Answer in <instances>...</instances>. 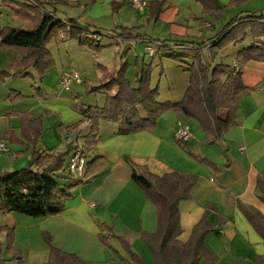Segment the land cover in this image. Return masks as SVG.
Here are the masks:
<instances>
[{
  "label": "crops",
  "instance_id": "0c3cea01",
  "mask_svg": "<svg viewBox=\"0 0 264 264\" xmlns=\"http://www.w3.org/2000/svg\"><path fill=\"white\" fill-rule=\"evenodd\" d=\"M4 1L0 0V28L28 29L30 23L17 18ZM141 1L147 7L137 9L130 0H99L89 7H49L62 22L77 20L88 30L84 38L88 32H97L104 39L103 49L94 51L67 34L53 38L46 49L55 65L42 81L34 69L26 76L14 75L19 54L3 49L0 38V140L10 149L7 154L0 153V174L25 169L37 151L60 154L79 145L89 155L85 179L73 189V199L63 213L42 219L0 213V264H18L15 252L21 254L24 264H49L51 247L87 264L131 262L119 241L111 239L110 247L103 244L100 234L104 224L125 234L132 250L146 264H155L142 236L157 233V207L133 181V165L157 177L178 174L195 179L192 199L179 207L182 243L190 240L208 212L214 229L205 243L218 264H257L264 258V239L241 209H254L264 217L258 188L259 178L264 177V59L237 62V55L255 44L250 31L244 43L223 48L215 62L237 67L247 89L239 99L237 127L225 139L206 143L198 121L170 111L158 120L153 133L120 135L119 125L102 121L98 145L85 148L91 125L83 121L82 112L90 107L104 108L108 98L106 93L89 91L105 78L116 76L123 63L129 66L126 78L133 89H138L139 64L152 65V88L159 90L160 102L183 101L190 74L184 66L165 58L164 52L149 57V42L182 44L185 48L176 53L194 58L201 44H205L207 55L212 41L234 20L260 17L264 21V0H217L223 8L219 18L206 14L198 0ZM155 3L163 5L152 14L150 7ZM121 28L137 29L135 36L149 39L132 36L118 42L115 31ZM71 71L80 73L83 82L64 92L59 80ZM182 130L192 135L189 143L178 140ZM95 161L101 166L97 171L91 165ZM58 175L64 178L66 174ZM61 182L69 185L73 181Z\"/></svg>",
  "mask_w": 264,
  "mask_h": 264
},
{
  "label": "trees",
  "instance_id": "16d2710c",
  "mask_svg": "<svg viewBox=\"0 0 264 264\" xmlns=\"http://www.w3.org/2000/svg\"><path fill=\"white\" fill-rule=\"evenodd\" d=\"M97 1L99 0H5L4 5L10 8L17 18L30 23L28 29L0 28L1 47L16 50L20 57L13 66L14 75L26 76L30 69H34L42 81L45 72L55 65L46 46L61 34H67L83 47L101 51L103 49L101 44L89 42L83 37L88 30L80 26L77 20L62 22L57 19L55 10L48 9L49 7L56 9L61 4L89 7ZM198 1L203 5L206 14L219 18L223 12L217 0ZM162 5L163 3L151 5L152 14ZM249 31L255 44L241 51L237 55V62L262 60L264 21L260 17L234 20L212 41L207 55L203 52L205 44H201L194 58L176 53L179 46L185 48L182 44L154 41L162 45L157 50L158 53L164 52L165 58L184 66L191 76L190 87L183 101L178 104L160 102L159 90L152 88V65L139 64L138 89H133L126 78L129 66L123 63L116 76L105 78L99 87L89 91V94L106 93L108 98L104 108L90 107L82 112L83 121L91 125V131L85 138V148L94 149L98 145L102 121L119 125L120 135L153 133L158 120L170 111L198 121L206 134V143L215 144L225 139L228 133L237 127L239 99L247 89L237 68L215 62L223 48L231 44L244 43L249 37ZM136 32L137 29L121 28L115 31V36L118 38L133 36L144 41L149 39L135 36ZM79 147L70 146L64 153L52 155L37 151L25 169L0 174V213L18 214L33 219L63 213L68 202L73 199V189L82 182L73 181L62 187L58 180L64 178L58 174L65 170L67 157ZM97 163L95 161L91 164L95 167L94 171L101 169ZM133 181L157 207V233L153 236L146 234L142 236L155 264H218L216 255L205 243L207 235L214 229L208 222V212L195 227L187 243L179 240L183 234L179 207L181 202L192 199L194 178L178 174L157 177L147 169L133 165ZM258 188L264 202V177L259 178ZM241 209L264 239V217L254 209L244 206H241ZM101 229L100 239L105 246L110 247L111 239L119 241L131 258V262L126 264H146L144 259L132 250L130 240L125 234L116 232L105 224ZM46 240L50 244V239ZM14 258L18 264H24L19 252L14 253ZM49 264L87 263L74 255L51 247ZM257 264H264V258H259Z\"/></svg>",
  "mask_w": 264,
  "mask_h": 264
},
{
  "label": "built area",
  "instance_id": "2783aa9c",
  "mask_svg": "<svg viewBox=\"0 0 264 264\" xmlns=\"http://www.w3.org/2000/svg\"><path fill=\"white\" fill-rule=\"evenodd\" d=\"M132 5L137 8L147 7V3L141 0H130ZM86 40L95 44H102L104 36L96 32H88L86 34ZM121 39L117 38L119 42ZM162 45L159 42H149L147 44V55L149 57H154L157 50L161 48ZM183 47L179 46L178 49ZM237 68V67H236ZM238 70V69H237ZM83 82V76L78 72H65L59 80V88L64 92H69L76 84H81ZM177 138L180 142L189 143L192 135L187 130H182L177 134ZM10 149L7 144L0 140V153H9ZM88 165V158L84 152V149L80 146L75 150L70 158L67 168L64 172L68 175L71 181L80 182L85 179L86 168Z\"/></svg>",
  "mask_w": 264,
  "mask_h": 264
},
{
  "label": "rangeland",
  "instance_id": "374dc122",
  "mask_svg": "<svg viewBox=\"0 0 264 264\" xmlns=\"http://www.w3.org/2000/svg\"><path fill=\"white\" fill-rule=\"evenodd\" d=\"M3 11H4V10H3ZM84 152H85V154H86V157L89 158L88 151L84 149ZM67 166H68V164H67L66 166H64V167L67 168ZM66 168H65V169H66ZM64 173H65V172H64ZM65 174H66V173H65ZM63 180H64V181H67V180H68V181H71V180L69 179V177H68L67 174L65 175V177H64ZM58 181H59V184H60L62 187H65L66 184L62 183L61 180H58Z\"/></svg>",
  "mask_w": 264,
  "mask_h": 264
}]
</instances>
